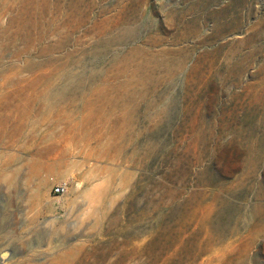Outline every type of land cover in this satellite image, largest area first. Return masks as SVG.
<instances>
[{
	"label": "rangeland",
	"instance_id": "374dc122",
	"mask_svg": "<svg viewBox=\"0 0 264 264\" xmlns=\"http://www.w3.org/2000/svg\"><path fill=\"white\" fill-rule=\"evenodd\" d=\"M0 130V264H264V0H0Z\"/></svg>",
	"mask_w": 264,
	"mask_h": 264
},
{
	"label": "built area",
	"instance_id": "2783aa9c",
	"mask_svg": "<svg viewBox=\"0 0 264 264\" xmlns=\"http://www.w3.org/2000/svg\"><path fill=\"white\" fill-rule=\"evenodd\" d=\"M67 187H68L67 181H59V182H56L51 187V189L54 193H62L67 189Z\"/></svg>",
	"mask_w": 264,
	"mask_h": 264
},
{
	"label": "bare ground",
	"instance_id": "6f19581e",
	"mask_svg": "<svg viewBox=\"0 0 264 264\" xmlns=\"http://www.w3.org/2000/svg\"><path fill=\"white\" fill-rule=\"evenodd\" d=\"M1 131V130H0ZM14 132V130H12ZM36 164V163H35ZM0 169H1V166H0ZM62 261V260H61Z\"/></svg>",
	"mask_w": 264,
	"mask_h": 264
}]
</instances>
